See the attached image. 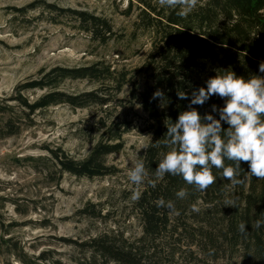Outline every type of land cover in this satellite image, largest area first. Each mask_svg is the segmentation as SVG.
I'll return each instance as SVG.
<instances>
[{
  "label": "rangeland",
  "instance_id": "1",
  "mask_svg": "<svg viewBox=\"0 0 264 264\" xmlns=\"http://www.w3.org/2000/svg\"><path fill=\"white\" fill-rule=\"evenodd\" d=\"M36 1L42 0H0V264H103L92 263L84 244L107 234L121 243L143 234L131 198L139 186L128 172L149 145L148 116L130 100V84L116 94L105 80H67L60 86L67 93L100 90L110 104L84 109L59 104L35 113L14 101L16 87L39 78L42 70L96 63L126 71L128 78L144 85L153 35L136 26L140 11L135 0L133 7L131 0H45L106 17L116 34L102 44L80 31L74 18L43 7L26 14L14 10ZM41 94L30 91L23 96L30 104ZM123 120L134 131L124 135L122 151L106 157L115 174L90 179L60 173L50 151L62 149L75 160L86 159L104 132L100 126ZM171 244L178 253L173 262L167 255L164 261L196 263L183 239ZM225 249L218 260L198 264H254L242 257L241 247Z\"/></svg>",
  "mask_w": 264,
  "mask_h": 264
},
{
  "label": "trees",
  "instance_id": "2",
  "mask_svg": "<svg viewBox=\"0 0 264 264\" xmlns=\"http://www.w3.org/2000/svg\"><path fill=\"white\" fill-rule=\"evenodd\" d=\"M135 1L140 11L136 26L149 30L154 40L152 56L144 69V85L128 78L126 71L111 70L104 63L73 69L58 66L42 70L39 78L19 84L14 98L29 113L45 111L59 104H67L73 109H84L91 104L104 107L111 100L107 95L100 96V90L72 95L60 86L67 80H105L113 84L116 94L132 85L130 100H136L148 116L145 129L150 133V140L139 161H144L149 176L138 187L140 197L134 201L143 234L134 241L122 243L109 234L92 238L84 244L92 263L168 264L164 261L166 255L173 262L178 253L171 243H180L183 239L195 264L202 260H218L221 253H226L225 245L231 251L241 247L244 259L264 264V224L260 228L253 227L257 219H264L261 216L264 214V179L251 177L246 185L231 186L230 181L222 177L221 170L213 169L216 182L201 192L194 185H188L182 176L166 174L162 179H156L154 175L159 162L169 151L163 143L167 126L176 122L182 111L188 110L194 90L206 87V81L214 77L217 70L223 74V70L231 69L246 79L252 74L264 76L259 72V64L264 61V0H200L186 18L176 14L178 8L161 6L158 0ZM40 7L59 17L74 18L80 31L101 44L115 37L114 27L106 17L88 11L64 9L45 0L14 10L26 14ZM51 20L58 23L56 19ZM158 89L164 93L163 101L152 99ZM30 91L43 94L29 104L23 95ZM178 91L187 93L189 99L180 100ZM224 104L223 99L212 96L203 106L194 107L205 115L211 113L212 105L223 107ZM212 114L219 119L218 113ZM223 127L227 129L228 125ZM100 130L104 132L86 159L75 160L62 149L50 151L60 173L90 179L116 173L114 167L107 165L106 157L123 150V137L134 128L123 120L104 122ZM241 167L245 172L249 171L247 163L242 162ZM182 188L188 190V195L179 199L176 193ZM161 198L166 202L173 201L179 214H170L166 207H158L156 201ZM229 199L236 201L234 208L226 207L225 201ZM193 204H197L199 212L192 210ZM242 222L247 231L243 234L238 228Z\"/></svg>",
  "mask_w": 264,
  "mask_h": 264
},
{
  "label": "clouds",
  "instance_id": "3",
  "mask_svg": "<svg viewBox=\"0 0 264 264\" xmlns=\"http://www.w3.org/2000/svg\"><path fill=\"white\" fill-rule=\"evenodd\" d=\"M161 6L178 8L177 15L186 18L200 3V0H158ZM259 72L264 73V61L259 64ZM180 100L189 99L185 92H177ZM212 96L225 101L223 107L212 105L211 113L201 115L196 105L203 106ZM162 90H157L152 99L164 100ZM212 113H218L217 119ZM224 124L228 127L225 129ZM160 140L157 141V144ZM169 151L155 169L156 179L166 174L182 176L188 185L197 191H206L216 182L213 169L221 170L224 179L231 186L246 185L251 177L264 179V76L252 74L249 78L238 76L233 70H217V74L191 93L188 110L182 111L176 122L167 126L163 139ZM225 161L231 163L226 164ZM247 163L249 171L241 167ZM129 179L137 186L144 183L149 172L143 160L135 163L128 172ZM153 187L155 181L152 182ZM187 189H180L176 196L184 199ZM140 197L135 191L132 199ZM158 207H166L170 214L179 213L173 201L163 198L156 201ZM226 207H235L236 201H225ZM192 210L199 212L197 204ZM264 217V214H261ZM264 219H257L254 228H260ZM239 231L246 233V224L240 223Z\"/></svg>",
  "mask_w": 264,
  "mask_h": 264
}]
</instances>
